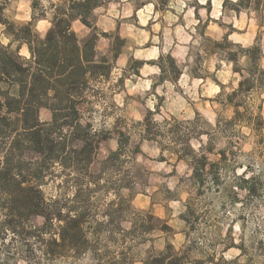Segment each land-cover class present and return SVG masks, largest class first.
Returning <instances> with one entry per match:
<instances>
[{"label":"rangeland","instance_id":"374dc122","mask_svg":"<svg viewBox=\"0 0 264 264\" xmlns=\"http://www.w3.org/2000/svg\"><path fill=\"white\" fill-rule=\"evenodd\" d=\"M0 1L10 21L31 22L43 35L57 0L35 1L34 11L32 0ZM225 1L107 0L93 10L107 33L97 49L112 67L92 83L80 110L81 122L103 138L88 172L45 167L48 217L10 228L0 199V264H143L167 242L186 255L185 264H264V82L230 102L248 61L241 55L234 64L227 56L235 46L214 44L225 34L244 47L257 40L264 68V0L238 10L236 0ZM72 27L81 39L91 31L78 19ZM116 35L122 44L114 56ZM20 54L28 55L25 46ZM39 114L51 118L48 108ZM69 209L85 215L87 242L59 246L53 239L60 242L64 222L54 215Z\"/></svg>","mask_w":264,"mask_h":264},{"label":"trees","instance_id":"16d2710c","mask_svg":"<svg viewBox=\"0 0 264 264\" xmlns=\"http://www.w3.org/2000/svg\"><path fill=\"white\" fill-rule=\"evenodd\" d=\"M35 1L38 0H32L33 11L39 4ZM106 1L50 3V25L43 35L34 30L31 22L10 21L4 13L6 3L0 1V25L7 38L6 43L0 40V199L10 228H16L17 221L23 218L46 214L41 190L46 166L58 163L71 172L82 169L88 172L97 138H103L89 131V123L81 122L80 106L87 102L86 92L92 83L107 78L112 67L109 58L97 49L98 39L107 33L96 26L93 15V10ZM225 2L223 0V4ZM260 2L262 0H236L232 6L235 10L257 9ZM41 10L39 16H45L44 9ZM76 19L91 29L82 39L72 27ZM115 38L119 44L114 48V56L122 44L118 35ZM214 44L220 51L225 46H235V51L227 56L234 64L241 55L248 61V75L242 76L238 87L228 94L230 102L242 89L252 90L264 82V68L260 64L263 54L257 40L244 47L228 41L225 34L221 41L214 40ZM23 46L28 51L27 56L20 54ZM166 58L174 69L173 57L167 55ZM159 66L164 72L162 63ZM233 70L241 72L235 67ZM42 107L50 110L49 121L40 119ZM62 126L67 127V133H61ZM57 131L61 134H56ZM76 139L81 145H74ZM54 217L64 222L60 227V242L53 239L55 244L77 246L87 242L83 212L69 209L67 214L58 212ZM142 226L145 230L154 228L143 223ZM185 259L184 253L175 251L172 243L167 242L163 250L147 256L143 264H185Z\"/></svg>","mask_w":264,"mask_h":264},{"label":"crops","instance_id":"0c3cea01","mask_svg":"<svg viewBox=\"0 0 264 264\" xmlns=\"http://www.w3.org/2000/svg\"><path fill=\"white\" fill-rule=\"evenodd\" d=\"M131 204H132V208H134V210L138 211V194H136V196H134V198L132 199V203ZM146 204H147V206L150 205L149 202H147Z\"/></svg>","mask_w":264,"mask_h":264}]
</instances>
